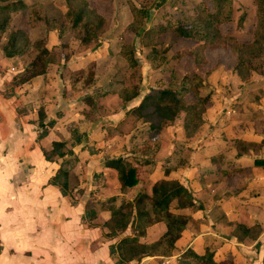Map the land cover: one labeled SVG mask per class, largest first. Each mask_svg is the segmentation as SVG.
Instances as JSON below:
<instances>
[{"label":"crops","instance_id":"obj_1","mask_svg":"<svg viewBox=\"0 0 264 264\" xmlns=\"http://www.w3.org/2000/svg\"><path fill=\"white\" fill-rule=\"evenodd\" d=\"M249 1L250 4L247 0L235 3L234 14L243 8L247 10L241 30L235 29L234 20L223 29L239 34L249 24L254 29L256 5ZM24 13L25 10L12 14L10 28L26 19ZM247 19L252 21L249 23ZM24 26L28 36L34 35L32 39L40 34L39 28L45 30L41 24ZM53 30L58 31L56 27ZM108 41L96 51L104 52ZM232 54L224 46L208 51L207 60L218 59L219 64L206 75L213 92L202 114L208 124L197 134L186 138L181 124L180 131L171 124L160 130L164 133H160L153 152L150 146L149 151L142 153L128 150L127 137L119 146H113L108 155L103 143V119L90 123L86 138L80 140L88 145L80 147L79 152L75 147L80 142L75 141V146L68 144L71 130L69 134L62 132L61 124L65 119L83 118L89 108L83 95L98 89L101 92L98 97L117 100L120 110L109 120L121 129L127 120L136 119L127 110L139 102L149 86L142 85L140 94L127 102L116 89L109 91L108 86L101 87L102 83L84 87L83 95L75 97V89L64 85L60 74L64 65L71 69L84 67L67 65L72 54L59 63H49L45 73L14 84L13 75L26 61L18 54L4 55L0 45V264H181L182 254L188 248L198 253L209 249L218 264H263L264 167L256 164L255 159L264 158V53L258 56L261 64L254 61L256 68L245 78L234 70ZM150 59L139 61L144 64ZM40 106L45 111L44 122L54 121L42 135V127L37 123ZM139 122L138 126L143 128L148 123ZM53 140L66 142L77 158L76 164L83 161L78 165L81 169L76 164L73 167L79 184L71 193H63L57 184L50 182L62 161V158L47 159L43 153V148H49ZM117 156L149 160L142 165L140 180L134 186H122L116 169L104 164L106 158ZM164 176L178 178L191 191L194 205L188 209L190 220L171 254H146L122 260L117 244L123 236L133 235V229L128 225L124 231L108 236L103 221L109 217V211L101 213L99 206L108 205L104 200L111 196L116 197L117 204L123 197L132 198L143 184L142 178L152 184ZM87 208L95 214L88 216ZM237 223L257 224L259 230L248 234L237 230ZM165 229L163 221H156L146 227L139 241L153 242Z\"/></svg>","mask_w":264,"mask_h":264},{"label":"trees","instance_id":"obj_2","mask_svg":"<svg viewBox=\"0 0 264 264\" xmlns=\"http://www.w3.org/2000/svg\"><path fill=\"white\" fill-rule=\"evenodd\" d=\"M253 1L256 5V23L251 37L222 30L224 24L234 20L236 6L235 3L233 4V0H200L195 4V13L192 14L179 8L180 15L174 19L170 17H166L164 20L160 19L156 23L149 24L150 26H144L140 32L139 28L143 19L148 15L147 9L142 5H132V19L126 27L132 29L141 41L153 38L167 30H173L180 42L185 44L172 52L170 60H178L189 55L195 63L201 64L206 62L205 52L228 43L230 50L235 55L233 68L240 77L245 78L250 70L256 68L258 64H255L253 59L264 52V0ZM40 4V1L37 0L30 2L0 0V45L4 55L14 56L19 55L25 49L29 48L30 50L28 51L30 58L26 59L25 66L13 75L12 82L14 84L27 82L31 78L45 73L49 63H59L61 59H67L71 54L67 40L50 43L49 31L53 26L47 24L48 18L40 17ZM65 5L66 9L63 14L65 24L58 28L55 26L58 32L69 33V36L78 40L81 46L96 49L100 45V34L106 25L108 16L106 17L92 6L89 0H65ZM22 10L29 11L27 22L30 25H45L42 36L30 42L25 26L18 24L10 29L6 40L2 42V34L9 26L12 14ZM246 15L247 10L243 8L236 21L239 27L243 25ZM143 42L145 45L152 44L146 40ZM120 54L126 59L127 71L131 69V73H129L130 71L126 72L119 80L120 85L116 92L124 102H127L140 94V63L135 59L134 44L130 40L122 43ZM94 64V60H91L88 62L87 68L77 69H71L64 65L60 73L61 77L63 80H68L70 88H75L80 81L88 87L94 81ZM211 70L212 68L208 72ZM205 78L198 72L185 73L177 87L172 85L151 86L139 102L131 106L127 112L148 122L147 132L150 133V136L155 135L168 125L174 124L179 118L186 138H190L197 134L202 126L208 124L202 116L211 98V92L201 88ZM97 97L98 92L95 94L88 92L83 95L82 99L89 107V105L95 104L94 101ZM44 119L45 111L43 106H40L37 111V123L42 127L40 135L46 132L47 125L54 122L52 119L44 122ZM80 140L81 138L78 137L75 141L80 142ZM243 142L241 140L239 143ZM250 144L253 143L250 142ZM43 153L50 160L62 158L50 182L57 184L63 193H71L79 184L78 176L73 169L77 158L73 157V164H71L70 158H66V154H73L72 149L66 146L64 140H53L49 148H43ZM148 161L144 157L117 156L106 158L104 164L116 169L122 186H134L140 180L142 165ZM255 163L264 167V158L255 159ZM165 174L167 175L168 172ZM115 200V196L107 197L104 200L109 203V217L103 221V225L107 228L106 234L114 236L124 231L128 225L134 232L133 235L123 236L117 244L121 250L122 260L139 258L146 254H171L190 220L191 215L188 209L194 205L193 195L188 187L178 178L167 176L154 180L150 188L143 184L132 198L123 197L118 204ZM86 214L91 217L95 213L91 208H87ZM160 220L166 225L164 232L153 242H140L139 238L145 234L146 227ZM258 227L257 224L251 226L243 223L236 224L237 230L248 234L257 232ZM182 257L181 264H218L213 258V252L209 249L198 253L194 249L188 248L183 252Z\"/></svg>","mask_w":264,"mask_h":264},{"label":"rangeland","instance_id":"obj_3","mask_svg":"<svg viewBox=\"0 0 264 264\" xmlns=\"http://www.w3.org/2000/svg\"><path fill=\"white\" fill-rule=\"evenodd\" d=\"M28 2L30 1H35V0H26ZM40 1V17L42 18H48L47 19V24L49 26H53L52 28L56 26H61L65 24V18H64V11L66 9L65 5V0H48V4L43 3L41 0ZM91 5L96 7L98 11L102 12L104 15L107 17V22L106 25L104 26L101 34H100V45L96 49H90V47H83L79 44V41L72 38L69 36V33L66 34V32L59 33L58 31H54L52 28L50 29L51 32H49V39L51 41H57V39H62V40H67L68 45H69V51L72 54L70 57L69 64L74 67H80L81 65H84V67L87 68V64L90 59H95L94 62V70H95V76H94V81L90 85H100V83L104 85L102 86H108L110 89L109 91H115V89L118 88L120 85L119 80L126 74V72L131 73V69L127 71V61L126 59L120 54L121 46L124 41H132L134 44V56L135 59L140 60H145L147 57L152 58L149 60V62L142 64L140 61V74H144L145 81L142 82V77L140 79V85L143 87H150V84H153L157 87H164V86H174L177 87L179 82H181L182 76L185 73H192V72H198L200 73L204 78L206 76L209 69L216 67L219 63L218 59H209L208 58V50L205 52L206 55V62H203L201 64H197L194 62L191 56L185 55L181 59H171L170 56L172 52L175 51L176 48L181 46L182 44L178 41V36L173 30H167L166 32H163L160 35L154 36L153 38H147L144 39L143 41H147L149 43H152L151 45H145L143 44L144 42L141 41L139 38L136 37V33L132 30L126 27V25L130 22L132 19V10L131 7L132 5H142L145 6L147 9L148 15L143 19V22L139 28V32L142 31V28L144 26H148L149 24L151 25L152 23L158 22L160 19L164 20L166 17H170L174 19L176 16L180 15V11L178 10L179 8H182L183 10L189 12V13H195L196 12V6L195 4L200 1V0H89ZM234 1V0H233ZM52 2V4L50 3ZM240 2V0H235L233 2ZM247 3L250 4V1L247 0ZM20 11H17L15 13H19ZM26 13H24V17L29 13V11L25 10ZM241 9L238 10L234 14V25L236 26V30H241L239 25H237V18L240 15ZM250 17H252V13L250 10ZM30 19V15L28 16ZM22 17L20 16L18 19L20 20ZM252 21V19H249ZM23 22L18 21V24L22 25H27L30 23L27 22V17L26 19L22 20ZM248 21V19H247ZM250 21H248L250 23ZM36 23V22H35ZM232 23V22H230ZM228 23L230 26L231 24ZM248 23V24H249ZM228 24H224L227 27ZM32 26L35 24H31ZM40 25V24H39ZM42 26H45L41 24ZM149 25V26H150ZM40 26V27H42ZM228 26V27H230ZM238 26V27H237ZM247 30H242L243 34L245 36L251 37V34H253V26L252 24L247 25ZM223 31H227L224 28ZM26 28V26H25ZM10 26L6 28V30L2 34V39L1 41L4 42L7 38L8 33L10 32ZM41 29V32L38 31V37L32 39L30 37H33L34 35H30L27 33V37L29 41H33L37 38H40L43 34V29ZM35 32V31H34ZM138 32V33H139ZM232 33H237L236 31L232 30L230 31ZM239 34V33H237ZM177 39V40H176ZM106 40H109L108 43L109 45L105 47L104 52H97L99 51V47L103 46L106 42ZM176 42H175V41ZM175 42V43H174ZM187 43V42H186ZM106 45V44H105ZM225 48L230 49L228 43L224 45ZM98 49V50H97ZM104 49V48H103ZM97 50V51H96ZM30 51L29 48L25 49L24 51L20 52L19 56L21 59H24L26 61L29 60L30 58ZM231 51V50H230ZM232 52V51H231ZM264 53V52H263ZM261 54V56L263 55ZM235 58V55L232 54ZM150 56V57H149ZM19 58V59H20ZM218 58V56H217ZM260 58H254L253 61L257 62L258 64H261L259 62ZM263 59V57L261 58ZM26 63L23 65L25 66ZM81 68V67H80ZM67 73V72H66ZM141 75V76H142ZM150 81V83H148ZM63 84L67 85L69 87V82L68 80L62 81ZM97 83V84H96ZM77 86L74 88L75 90V97L79 95H83L81 92L84 90V87L86 88L85 85L80 81L79 83L76 84ZM88 86V87H90ZM92 86V87H94ZM58 86L55 85V90ZM205 91H212V88H210V83L207 82L205 78L204 85L201 87ZM95 91L98 93H101L100 90L94 89L90 91L92 94H95ZM81 93V94H80ZM86 93V92H85ZM102 96V95H101ZM116 97V95L114 94ZM103 99L102 104H100V100ZM119 101V100H118ZM95 104L89 105L88 110L85 111V115L83 118H80L78 120H72V121H66L61 124V130L62 132H65L66 134H69V130H71V135L72 137L70 138L68 144H71L75 146V140L80 138H86V132L88 127L91 125L90 123L92 121L97 120L98 118L103 119V127H104V133H103V143L106 148V152L108 155H110V150L112 149L113 146H119L122 143V140H126L128 137V150L132 152H138L142 153L143 151H149L148 148L150 146V151L153 152L157 144L160 141V133L164 131L158 132V138H155V135L150 136L147 132V126L143 128L140 125L138 118H136L134 121L127 120L124 124H122L121 129L118 128L117 126L114 125L109 119L114 118L115 112L120 110L119 104H117V100L113 97H97L96 101H94ZM118 106V107H117ZM82 111V110H81ZM134 115V114H132ZM108 117V118H106ZM134 117H136L134 115ZM180 120L177 119L174 122V129H180L178 128V125H180ZM137 126L139 128H137ZM142 127V128H141ZM180 131V130H179ZM168 135L171 133L168 132ZM174 134H176V131L174 130ZM148 136V137H147ZM162 137V135H161ZM152 140V145L149 143V141ZM182 142V141H181ZM181 143H179L180 146ZM67 145V144H66ZM86 144V141L82 140L78 146L75 147V149L79 152L80 147H84ZM94 146V145H92ZM178 146V150H180V147ZM152 147V148H151ZM126 148V146H125ZM79 154V153H78ZM106 156V155H105ZM67 159H71V164H73V155L68 154ZM110 157V156H109ZM83 161H80L79 164H82ZM76 163H74L75 165ZM78 163L76 164L75 167L79 165ZM77 169H81V167H77ZM145 180L142 178L141 182L144 184L145 187L150 188V183L151 181L144 182ZM142 184V185H143ZM141 185V186H142ZM136 187V186H135ZM99 189V187L97 188ZM139 189V188H138ZM128 190V189H127ZM115 191H117L115 189ZM136 191V190H135ZM97 192V191H96ZM108 193H105V196ZM127 193H129L127 191ZM135 192H133L134 194ZM100 212H105V210L109 211V205L105 206H99ZM99 212V214H101Z\"/></svg>","mask_w":264,"mask_h":264}]
</instances>
